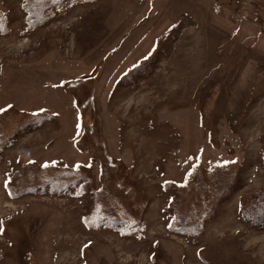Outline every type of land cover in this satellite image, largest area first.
Here are the masks:
<instances>
[{
	"label": "rangeland",
	"instance_id": "rangeland-1",
	"mask_svg": "<svg viewBox=\"0 0 264 264\" xmlns=\"http://www.w3.org/2000/svg\"><path fill=\"white\" fill-rule=\"evenodd\" d=\"M23 1L0 0V264H264V230L239 213L264 186V0L80 1L29 33ZM230 147L237 176L212 219L171 233L168 183ZM104 164L114 218L144 221L142 237L83 223ZM37 168L92 189L11 193Z\"/></svg>",
	"mask_w": 264,
	"mask_h": 264
},
{
	"label": "trees",
	"instance_id": "trees-1",
	"mask_svg": "<svg viewBox=\"0 0 264 264\" xmlns=\"http://www.w3.org/2000/svg\"><path fill=\"white\" fill-rule=\"evenodd\" d=\"M80 1L89 2L90 0H24L21 4L26 25L23 33H29L31 29L43 27L50 20L56 19L57 15L52 10L68 8ZM8 23V17L5 14L0 15V32L5 35L10 30ZM208 138L214 148L216 147L217 150L221 148V142L213 132L209 133ZM200 150L196 153L197 155L189 156L193 164L198 163V165L197 167L195 165L191 166L182 181L183 183H176V186L168 183V187L175 191L168 204L169 209L175 211L168 227L171 233L182 237L196 236L203 231L205 223L212 219V215L215 214L220 202L229 194V186L234 183L237 176L235 175L237 151L230 147L228 152L227 150L221 151L218 154L219 157L214 155L211 158L209 156L206 158L205 155L200 154L202 149ZM203 162L205 166L211 163V166L204 172L199 167V164ZM40 169H31V171L26 169L31 174V180H26L29 181L26 183L27 185L18 189L19 191H16V189L12 191L8 186V191L11 190V193L16 194L26 191L36 195L46 193L59 196L70 193L78 195L86 187L83 186L84 182L92 189L89 178L86 180L81 175H77L80 179L79 182L71 183L69 179L63 180L62 176H55V178L49 176L46 178L43 175L44 169ZM103 170L106 175L103 187L105 195L103 200H100L98 196L94 197L92 208L84 216L83 223L90 228L99 229L104 226L126 236L142 237L147 227L144 221L138 219L134 224L124 226L122 219L114 218L115 214L112 212H114L113 209L115 210L114 203L117 193L112 192V189L109 188L112 175L107 164H104ZM105 201L107 202L104 204ZM111 209L110 213L109 210ZM125 212V210H122L117 213ZM239 213L249 224L259 230H264V186L260 191L240 201Z\"/></svg>",
	"mask_w": 264,
	"mask_h": 264
}]
</instances>
